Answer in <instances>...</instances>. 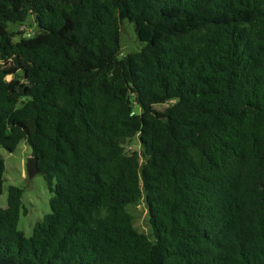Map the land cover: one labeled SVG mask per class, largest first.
Segmentation results:
<instances>
[{"label": "trees", "instance_id": "16d2710c", "mask_svg": "<svg viewBox=\"0 0 264 264\" xmlns=\"http://www.w3.org/2000/svg\"><path fill=\"white\" fill-rule=\"evenodd\" d=\"M22 140L51 213L26 237L10 186L0 264H264V0H0V149Z\"/></svg>", "mask_w": 264, "mask_h": 264}, {"label": "rangeland", "instance_id": "374dc122", "mask_svg": "<svg viewBox=\"0 0 264 264\" xmlns=\"http://www.w3.org/2000/svg\"><path fill=\"white\" fill-rule=\"evenodd\" d=\"M9 29L16 34L13 38L14 42H18L22 37H29L33 32L37 31L33 17H30L23 25L10 24ZM121 44V56L138 52L143 47V44L137 38L133 24L128 20H125L123 23ZM17 76L21 77L22 73L19 72ZM14 77H16V75H9L6 79L10 81ZM171 104H173V102L156 105L155 109L161 112ZM136 111L139 112V108H137ZM126 147L131 152L137 151L140 153L141 162H144L143 146L138 136L130 140ZM31 157L32 150L26 140H22L13 153L3 148L0 149V158L5 161L6 166L3 192L0 195V208L6 209L8 206V191L10 186L23 189V207L18 229L22 231L26 237H31L35 224L42 221L46 215L51 213L50 199L53 195L41 174H37L32 179L29 178L26 165ZM23 210H27V214H25ZM127 211L132 216L134 228L153 239L152 227L149 222L148 204L145 196H143L139 202L129 205Z\"/></svg>", "mask_w": 264, "mask_h": 264}, {"label": "water", "instance_id": "95a60500", "mask_svg": "<svg viewBox=\"0 0 264 264\" xmlns=\"http://www.w3.org/2000/svg\"><path fill=\"white\" fill-rule=\"evenodd\" d=\"M26 168H27V174H28L30 179H32L34 176L39 174L40 170L38 167V158L32 156L28 160Z\"/></svg>", "mask_w": 264, "mask_h": 264}]
</instances>
